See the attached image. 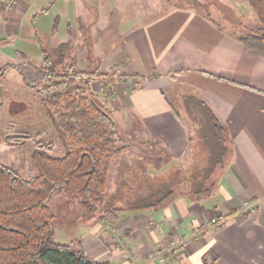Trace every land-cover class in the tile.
<instances>
[{
    "label": "crops",
    "instance_id": "1",
    "mask_svg": "<svg viewBox=\"0 0 264 264\" xmlns=\"http://www.w3.org/2000/svg\"><path fill=\"white\" fill-rule=\"evenodd\" d=\"M5 1L0 0V59L16 60L0 66H38L61 43H68L67 54L74 40L85 49V19L104 6L102 0H90L91 6L89 0H17L7 9ZM55 19L66 28L56 27ZM103 35L92 34L95 56L90 52L89 58L97 61L101 78L115 73L112 82L102 80L122 101H111L117 111L135 113L147 136L161 140L179 160L188 156V131L166 93L182 84L227 125L232 146L211 194L195 200L182 191L157 209L86 217L66 243L111 264H176L166 251L172 239L186 243L178 264H264V54L189 4L171 5ZM164 171L166 166L147 167L150 175ZM157 248L161 254L150 260L148 253Z\"/></svg>",
    "mask_w": 264,
    "mask_h": 264
},
{
    "label": "trees",
    "instance_id": "2",
    "mask_svg": "<svg viewBox=\"0 0 264 264\" xmlns=\"http://www.w3.org/2000/svg\"><path fill=\"white\" fill-rule=\"evenodd\" d=\"M247 1L261 25L247 32L228 31L244 45L264 54V0ZM206 16L214 22L209 14ZM67 48L65 42L59 44L53 54L44 53L38 66L19 62L0 67V77L7 69L14 68L27 87L41 86V99L65 141L64 152L57 155L52 152V141L43 140L40 134L32 138L34 146L30 159L36 170L33 175L22 176L10 165L0 162V264H111L89 257L80 245L54 240L51 224L54 215L48 202L55 191L75 198L88 220L103 218L108 213L157 209L182 191L199 200L216 187L217 173L224 168L231 151L232 140L227 125L199 95L185 91L181 95V105L188 122L192 123L187 129V149L190 157H203L202 164L192 167L189 173L180 174L175 184L161 180L131 199L104 206L106 180L117 152L136 145L148 153L146 145L151 149L159 146L166 157H142L156 169L167 164L171 157L159 139L135 140L123 135L118 122L91 89L90 75L97 72L98 66L76 71L71 64L56 68L63 63ZM69 72H75L79 78L74 92L67 89ZM115 76L114 72H109L102 77L112 82ZM167 100L172 106L168 97ZM173 109L181 117L179 110ZM10 136L18 143L32 137L17 132ZM145 171L147 169L143 173ZM233 213L235 210L228 215Z\"/></svg>",
    "mask_w": 264,
    "mask_h": 264
},
{
    "label": "rangeland",
    "instance_id": "3",
    "mask_svg": "<svg viewBox=\"0 0 264 264\" xmlns=\"http://www.w3.org/2000/svg\"><path fill=\"white\" fill-rule=\"evenodd\" d=\"M102 1L104 4L101 7L102 12L97 11L91 15L89 14V18L85 19L84 25L88 26L89 29L87 31L90 35L89 41L86 44L87 47L85 46V49H78L75 47L76 40H74L71 44V49L69 47L67 51L63 63L56 66L57 69L63 68L64 65L66 67L69 64L75 67V71L94 69L97 61L89 58L90 52L92 54L95 52L93 49V39L91 38L92 34L93 37H97V34L102 36L108 30L110 33H117L118 30L125 28L127 22L132 21V23L138 24L174 4L192 5L204 15L209 14L214 22L235 33L254 30L261 25L258 16L250 7L247 0ZM86 4L89 6L94 5L90 0ZM58 20H54V25L60 29L66 28L65 23H58ZM73 38L76 39L75 36ZM7 60L14 62L12 60L16 59L1 58L0 65L7 62ZM90 76L92 91L118 122L123 135L126 138L131 137L135 140L148 137L143 128V123L135 113L129 111L121 113L112 105L111 101L114 99L118 100L119 98L115 97V94H112L111 84L105 83L102 80L103 77L101 78L97 72ZM78 84L79 78L76 73L69 72L67 89L74 92ZM39 89H41V86H38V88L27 87L16 69L9 68L0 77V162L10 165L22 176L33 175L36 172L30 159V153L34 146L32 138L37 136V134H40V138L43 140L53 142L52 152L54 154L60 155L65 150V141L53 125L51 115L41 99ZM185 91H189L185 85H177L175 83L174 87L168 90L166 94L172 106L176 110H179L187 129H190V124L192 123L191 121L188 122V117L181 105V95ZM122 100L124 99L122 98ZM118 103L122 104V101L119 99ZM12 130L17 133L30 134L32 137L24 140L22 143H18L10 136L15 134ZM146 148L150 152L144 153L135 145L115 154L111 161L106 180V202L104 206L107 204L110 206L116 205L117 199H120L121 202L131 199L140 192L146 191L147 186H155L161 180L175 184L180 174L189 173L192 167L201 165L203 162V157H190V150L187 149L188 156L179 160L173 159V156L170 154V161L162 166H166V171H164L162 176L156 174L150 175L147 171L144 173L143 171L147 167H152V165L146 162L147 160L143 161L142 157H146L144 159H152V157H166V154L160 150L159 146L151 149L150 145H146ZM175 188L179 189V186H175ZM48 204L54 215L51 221L54 229V240L66 243L69 241L70 233H72L81 220L87 217V214L75 198L61 191H55L49 199Z\"/></svg>",
    "mask_w": 264,
    "mask_h": 264
},
{
    "label": "built area",
    "instance_id": "4",
    "mask_svg": "<svg viewBox=\"0 0 264 264\" xmlns=\"http://www.w3.org/2000/svg\"><path fill=\"white\" fill-rule=\"evenodd\" d=\"M17 0H6L3 3V6L7 9H11L15 4H16ZM213 222L216 221V218H214L212 220ZM185 242L181 241V240H176V239H172L169 241L166 251H168L171 255H173L175 258V263L178 264V255L181 253L182 250L185 249ZM161 249H153L152 251H150L148 253V258L150 260H153L154 258H156L157 256H159L161 254Z\"/></svg>",
    "mask_w": 264,
    "mask_h": 264
}]
</instances>
